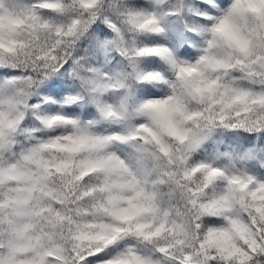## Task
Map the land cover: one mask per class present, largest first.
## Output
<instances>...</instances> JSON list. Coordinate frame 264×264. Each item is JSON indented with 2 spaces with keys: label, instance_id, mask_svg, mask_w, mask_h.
<instances>
[{
  "label": "snow or ice",
  "instance_id": "6c2138e0",
  "mask_svg": "<svg viewBox=\"0 0 264 264\" xmlns=\"http://www.w3.org/2000/svg\"><path fill=\"white\" fill-rule=\"evenodd\" d=\"M0 264H264V0H0Z\"/></svg>",
  "mask_w": 264,
  "mask_h": 264
}]
</instances>
